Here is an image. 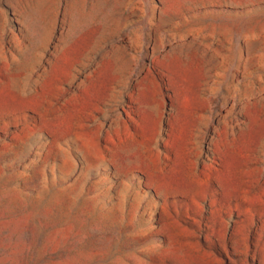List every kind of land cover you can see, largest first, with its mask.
<instances>
[{
  "label": "rangeland",
  "instance_id": "obj_1",
  "mask_svg": "<svg viewBox=\"0 0 264 264\" xmlns=\"http://www.w3.org/2000/svg\"><path fill=\"white\" fill-rule=\"evenodd\" d=\"M0 264H264V0H0Z\"/></svg>",
  "mask_w": 264,
  "mask_h": 264
}]
</instances>
